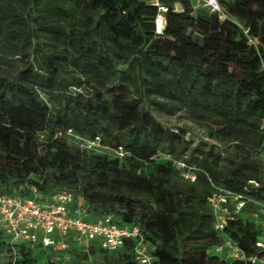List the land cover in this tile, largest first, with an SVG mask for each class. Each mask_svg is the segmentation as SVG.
<instances>
[{
    "label": "trees",
    "instance_id": "1",
    "mask_svg": "<svg viewBox=\"0 0 264 264\" xmlns=\"http://www.w3.org/2000/svg\"><path fill=\"white\" fill-rule=\"evenodd\" d=\"M217 2L223 21L162 0L156 33L146 0H0V192L68 190L89 220L138 227L151 264H242L214 253L225 237L264 258L251 206L219 233L207 204L214 187L239 193L248 181L264 197V0ZM152 109L202 125L205 141ZM96 139L124 155L82 147ZM134 244L11 249L0 232V264H139Z\"/></svg>",
    "mask_w": 264,
    "mask_h": 264
},
{
    "label": "built area",
    "instance_id": "2",
    "mask_svg": "<svg viewBox=\"0 0 264 264\" xmlns=\"http://www.w3.org/2000/svg\"><path fill=\"white\" fill-rule=\"evenodd\" d=\"M149 5L157 9L154 20L156 33H162L165 25L164 13L167 8L162 0H146ZM193 10H207L216 14L220 21L225 15L217 0H190ZM68 135H71L68 132ZM82 147L99 154L107 152L109 156L121 158L122 149L110 150L102 147L99 139L84 141ZM172 166L183 180L190 183L196 181V169L182 161H173ZM214 187V186H213ZM259 184L248 181L242 192L236 193L220 187L207 197V204L214 220V230L223 232L227 221L236 216L244 215L247 206L252 210L248 217L258 226L260 232L255 241L258 252H264V197L257 199L251 196L257 191ZM30 196L17 193L5 194L0 192V232L4 234L11 249L19 243L34 246L41 244L43 248H52L57 253L67 250V241L71 239L77 246L87 249L91 243L108 252L119 250L127 240H134V258L139 264H151L153 256L151 248L145 242L138 227L119 226L113 222L111 216H104L96 220H89L88 212L80 202L74 203L70 191L62 189L49 195L39 193L36 187L29 188ZM264 196V195H263ZM216 255H223L224 259L238 261L242 264H264V258L258 255L247 256L240 247L230 240L223 241L213 249ZM59 257H56L58 260Z\"/></svg>",
    "mask_w": 264,
    "mask_h": 264
},
{
    "label": "rangeland",
    "instance_id": "3",
    "mask_svg": "<svg viewBox=\"0 0 264 264\" xmlns=\"http://www.w3.org/2000/svg\"><path fill=\"white\" fill-rule=\"evenodd\" d=\"M175 9H179L177 6ZM112 104L116 110L119 109V102L116 100L112 101ZM152 113L154 117L157 119L159 123H161L165 127H182L188 129L194 139L197 141L204 140L205 141V128L200 124H195L189 122L181 113L176 114L173 117L164 115L163 112H160L159 110L152 109ZM71 245V244H70ZM68 245V250L72 249V246Z\"/></svg>",
    "mask_w": 264,
    "mask_h": 264
}]
</instances>
